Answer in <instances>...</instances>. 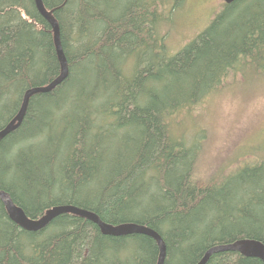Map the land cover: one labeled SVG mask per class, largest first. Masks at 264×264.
<instances>
[{
    "label": "trees",
    "instance_id": "obj_1",
    "mask_svg": "<svg viewBox=\"0 0 264 264\" xmlns=\"http://www.w3.org/2000/svg\"><path fill=\"white\" fill-rule=\"evenodd\" d=\"M184 2L42 0L58 23L68 75L32 96L19 128L0 140V192L29 219L73 206L107 224L147 227L165 244L164 264H197L243 239L264 245V153L206 174L207 129H189L209 96L264 84V0L222 3L171 55L161 30ZM59 73L34 0H0V131L26 90ZM158 255L148 236H105L70 214L27 232L0 201V264H156ZM206 264L263 263L222 252Z\"/></svg>",
    "mask_w": 264,
    "mask_h": 264
},
{
    "label": "rangeland",
    "instance_id": "obj_2",
    "mask_svg": "<svg viewBox=\"0 0 264 264\" xmlns=\"http://www.w3.org/2000/svg\"><path fill=\"white\" fill-rule=\"evenodd\" d=\"M222 3V0H185L180 10L171 16V22L164 25L161 30L169 34L166 40L168 52L174 55L199 34L221 8ZM259 88H264V84L249 82L241 86H237V83L227 86L219 94L209 96L207 102L193 113L194 117L189 119L190 131H198L196 128L201 126L208 132V138L202 147L201 171L213 174L218 171L221 164L230 160H241L242 156H246L245 159H254L255 155L264 153V123L259 121L250 122L246 127L236 131L225 147L218 146L217 137L220 114L236 102L226 93L235 91L247 102Z\"/></svg>",
    "mask_w": 264,
    "mask_h": 264
},
{
    "label": "water",
    "instance_id": "obj_3",
    "mask_svg": "<svg viewBox=\"0 0 264 264\" xmlns=\"http://www.w3.org/2000/svg\"><path fill=\"white\" fill-rule=\"evenodd\" d=\"M234 1L235 0H222V2L226 5L231 4ZM34 5L39 15L48 23L52 30L53 42L60 67V73L58 77L48 85L43 87L31 88L24 92L17 114L0 131V140L19 128L27 110L29 99L32 96L51 92L57 86H59L67 78L68 75V65L60 42L59 26L57 21L54 19L53 11H47L43 6L42 0H34ZM0 201L3 203L10 220L27 232H39L46 228L58 216L63 214H70L92 222L98 227L100 233L105 236L125 237L135 234L148 236L157 243V246L159 248V255L156 264H164L166 256L165 244L159 234L147 227L131 223L119 225L107 224L101 221L99 217L92 212L85 211L73 206H56L47 210L41 218L29 219L20 208L13 204L12 200L6 193L0 192ZM222 252H232L246 258H256L264 264V245L258 241L250 239L238 240L228 245L213 247L203 255V257L197 264H206V262L213 254Z\"/></svg>",
    "mask_w": 264,
    "mask_h": 264
},
{
    "label": "clouds",
    "instance_id": "obj_4",
    "mask_svg": "<svg viewBox=\"0 0 264 264\" xmlns=\"http://www.w3.org/2000/svg\"><path fill=\"white\" fill-rule=\"evenodd\" d=\"M235 103L222 111L218 119V146H227L231 136L250 122L264 123V88L257 89L247 102L235 91L226 93Z\"/></svg>",
    "mask_w": 264,
    "mask_h": 264
},
{
    "label": "bare ground",
    "instance_id": "obj_5",
    "mask_svg": "<svg viewBox=\"0 0 264 264\" xmlns=\"http://www.w3.org/2000/svg\"><path fill=\"white\" fill-rule=\"evenodd\" d=\"M39 95V94H38Z\"/></svg>",
    "mask_w": 264,
    "mask_h": 264
}]
</instances>
